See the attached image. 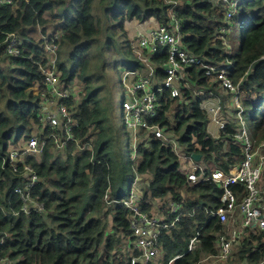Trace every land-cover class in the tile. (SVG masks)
I'll return each instance as SVG.
<instances>
[{
  "label": "trees",
  "instance_id": "1",
  "mask_svg": "<svg viewBox=\"0 0 264 264\" xmlns=\"http://www.w3.org/2000/svg\"><path fill=\"white\" fill-rule=\"evenodd\" d=\"M170 1H178L177 15L188 35L185 45L189 51L217 64L227 59L233 62L229 75L242 87V104L254 107L249 132L255 141L264 140V114L257 115V105L264 100V0H244L247 10L236 22L242 16L247 18L241 40L231 55L217 40L225 15L223 7L216 6L215 0ZM100 4L106 5V13L121 37L120 42L115 37L105 39L106 53L110 48L116 54L118 48L123 55H134L127 24L148 19L166 23L172 5L165 0H20L16 7L0 5V257L8 258L9 264H131L128 253L119 250L130 235L129 210L112 202L125 195L117 194L113 188L109 149L113 133L99 101L98 85L106 62L93 63L98 52L104 56L100 49L96 51L103 33V19L97 11ZM48 12L49 19L45 17ZM34 30H40L42 36L56 30L64 32L58 51L62 81L69 86H83L81 100L67 103L73 106L72 115L79 123L74 129L76 137L83 141L93 138V151L74 153L75 143L70 142L66 149L70 153L65 155L49 138L52 130L44 127L40 117L41 94L46 88L39 62L44 51L42 41L30 35ZM11 33H19L25 41L17 57L9 56L2 48ZM70 48L64 60L63 50ZM153 59L156 63L165 61L166 52L161 50ZM138 67L136 63L131 69ZM157 75L163 77L160 72ZM191 79L197 88L218 90V84L201 68L191 69ZM255 97L260 103L253 102ZM160 101L161 111L153 123L173 136L182 152L206 155L224 170L230 162L243 157L244 148L232 135L235 124L227 122L226 128L216 134L209 130L211 117L204 95L183 89L179 98H173L167 91ZM168 112H172L176 124ZM224 115L227 111L223 119ZM34 136L46 139V145L40 156H26L25 163L38 175L31 194L44 204L45 212L32 210L27 215L20 211L22 201L13 192L15 187L25 186L23 164L19 165L21 171L15 172L4 159L12 148ZM137 153L138 173L151 176L144 179V195L154 200L185 198V207L195 211L194 216L181 219L170 233L163 234L165 257L150 264H198L214 258L220 225L215 217L207 221V209L221 205L222 189L213 182L189 181L173 145L163 144L160 138L140 144ZM108 215L113 218V233L108 230ZM205 222L201 244L187 252L191 238ZM262 238L249 230L232 256L243 264H257L264 255Z\"/></svg>",
  "mask_w": 264,
  "mask_h": 264
},
{
  "label": "built area",
  "instance_id": "2",
  "mask_svg": "<svg viewBox=\"0 0 264 264\" xmlns=\"http://www.w3.org/2000/svg\"><path fill=\"white\" fill-rule=\"evenodd\" d=\"M18 1L20 0H0V5L15 6ZM165 1L172 3L166 23L155 20L149 29L139 28L131 39V50L143 65L146 74H142L139 67L123 72L122 83L126 97L122 102V108L127 113L126 126L133 133L132 145L136 153L140 144L160 138L163 144L173 145L181 160L182 171L189 181L213 182L222 189L221 205L217 209H207L209 213L207 221L213 217L218 220L220 228L215 239L214 258L216 262L224 263L231 258L235 246L247 236L249 230L262 235L264 243V140L255 141L244 128V124L239 123L232 135L236 142L242 144L243 157L230 162L228 168L224 170L216 165L210 167L198 162L201 160L194 159L193 152H182L176 139L168 135L159 124L153 123L161 111L160 99L167 91L173 98H179L183 89H191L196 95H213L215 101L207 100L205 96V107L209 110L213 122L220 125L221 130H224L227 124L222 117L223 107L237 109L241 120L244 111L242 87L229 75L233 62L227 59L226 63L217 64L205 56L189 51L185 45V38L188 35L183 32V22L177 15L178 1ZM214 2L216 6L225 10L223 23L218 28L217 40L226 48L227 54L231 55L234 49L230 35L237 18L247 10L246 3L244 0ZM142 24L139 22V26ZM63 36L64 32L57 30L55 33L41 36L40 39L44 55L39 62V68L46 88L41 94L40 117L44 127L52 130L49 138L54 139L58 151L68 155L70 152L68 153L66 149L70 142L75 143V153L85 149L93 151L94 141L93 138L83 141L75 135L74 129L79 123L72 115L73 106L67 102L71 99L76 102L81 100L83 86L81 84L69 86L62 81L63 71L59 68L58 51ZM24 43L19 33H11L2 48L9 56L17 57L21 54ZM161 50L166 52V60L156 63L153 58ZM139 63L137 64L140 66ZM193 67L201 68L205 76L218 84V90L193 86L191 79ZM157 72L163 74L161 79ZM128 77H131V83L128 82ZM222 97L224 102L227 100L226 105L222 104ZM45 145L46 139L34 136L12 148L8 157L4 159V163L8 160L15 172H20L19 165L23 164L22 172L27 176L25 186H17L13 192L17 193L22 201L20 211L27 215L32 210L45 212L44 204L31 194L32 187L39 180L38 175L30 164L25 163L26 156H40ZM112 202H119L129 210L130 235L124 244H120L119 250L128 253L131 264H150L156 260H163L165 257L163 234L170 233L181 219L195 214L194 209L188 210L185 207V198L154 201L152 197H146L140 188L132 189L128 196ZM205 224L206 222L197 228L188 244L187 252L196 250L201 244L200 232ZM7 263H11L8 258L0 257V264ZM257 264H264V255Z\"/></svg>",
  "mask_w": 264,
  "mask_h": 264
},
{
  "label": "rangeland",
  "instance_id": "3",
  "mask_svg": "<svg viewBox=\"0 0 264 264\" xmlns=\"http://www.w3.org/2000/svg\"><path fill=\"white\" fill-rule=\"evenodd\" d=\"M97 11L103 19V33L101 35V43H99V45L96 47V51L100 49V51L104 54V56L100 55L99 52L97 51L98 53L93 57V63L99 64L101 61L106 62L105 66L101 70L102 82L98 85L101 87V91L99 94V101L102 112L105 113L107 116L106 124L110 127L111 132L113 133V136L111 135L112 138H110L109 136L110 138L109 149H110V153L112 154L111 158H112V167H113V173H112L113 185H114L113 188L117 194L119 195L124 194L126 197L130 193V191L135 188H140L142 191L146 192L147 187L144 183V179H149L151 177L148 174H143L144 175L143 176L137 173L136 167H137V162H138L137 159L139 158V155L136 153L135 149L133 148L132 145L133 133L126 126L127 113L124 112L122 108V102L126 97L124 92V85L122 83L123 72L127 71L128 69H131L134 66V64L139 63V60L137 59L136 56L134 57L133 54L123 55V53L119 51L118 48L115 51L116 54L113 53L110 48H109L110 53L109 52L106 53V51H108V47L104 45L105 39L107 37L109 38L115 37L116 42H120L119 38L121 37H119V31L117 30L116 25H114V22L110 19L111 16L108 13H106V5L100 4L98 6ZM45 17L49 19L51 17V14L48 12L45 14ZM246 18H247L246 16H242L233 26V31L230 36V41L232 43L234 50L241 40V31ZM148 25L149 23H145L143 26H139V22L137 21L128 23L126 27L129 32V38L133 39L135 33L139 28L149 29ZM39 31L40 30H34L30 33V35L35 37L37 41H40L42 36ZM71 49L72 48L63 50L65 55L64 60L67 59L66 56L71 51ZM138 69L142 71V74H146V71L144 70L142 64H140ZM127 80L130 83L132 82L131 77H128ZM212 92L216 93L215 91ZM205 96L207 97V100H211V101L216 100V98L213 95H205ZM221 101L223 105H226L228 103L227 100L225 102L223 101V97L221 98ZM258 101H259L258 97H255L253 99L254 103H260ZM245 106H243L244 111L242 114L243 115L242 120L240 116H238V111L235 108L229 109L227 106L223 107V113L225 114L227 111V115H224L225 116L224 119L227 122L230 123L232 122L236 126L239 123L240 125L244 124L243 125L244 128H246L247 131L249 132L250 130L249 122H250V118L254 114L253 113L254 107L251 106L247 108V106L246 107ZM260 114H264V100H262L260 105H257V115L259 116ZM168 117L171 119V122L173 121L172 123L176 124L172 112H168ZM208 128L213 134H216L217 131L218 133H220L221 131L220 125L215 124V122H213L211 118L208 124ZM200 160L201 161L198 162L202 164H206L210 167L215 166L214 161L208 158L206 155H203V158ZM107 220L108 222H110L109 224L110 226L108 230L110 233H113L114 230L112 229V220H113L112 215H108ZM125 242L126 241H124V243ZM198 264H243V263H240L235 256H232L228 261L224 263L216 262L215 258H209L202 260Z\"/></svg>",
  "mask_w": 264,
  "mask_h": 264
},
{
  "label": "crops",
  "instance_id": "4",
  "mask_svg": "<svg viewBox=\"0 0 264 264\" xmlns=\"http://www.w3.org/2000/svg\"><path fill=\"white\" fill-rule=\"evenodd\" d=\"M138 22V21H137ZM154 22H155V19H148L146 21H143L142 23V26L145 24V23H149V27H151V25H154ZM54 33V32H53Z\"/></svg>",
  "mask_w": 264,
  "mask_h": 264
},
{
  "label": "water",
  "instance_id": "5",
  "mask_svg": "<svg viewBox=\"0 0 264 264\" xmlns=\"http://www.w3.org/2000/svg\"><path fill=\"white\" fill-rule=\"evenodd\" d=\"M192 156H193L194 159L200 160L201 157H202V154L201 153L194 152V153H192Z\"/></svg>",
  "mask_w": 264,
  "mask_h": 264
}]
</instances>
